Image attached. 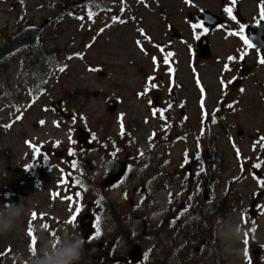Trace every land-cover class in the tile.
Instances as JSON below:
<instances>
[{
    "label": "rangeland",
    "instance_id": "obj_1",
    "mask_svg": "<svg viewBox=\"0 0 264 264\" xmlns=\"http://www.w3.org/2000/svg\"><path fill=\"white\" fill-rule=\"evenodd\" d=\"M260 4L0 0V48L50 19L39 47L0 63V213L7 203L23 202L26 211L0 234V264H14L18 250L28 255L30 227L35 237L81 235L80 264H264V50L228 34L240 24L257 32ZM201 10L224 21L193 29ZM197 34L208 38L205 54ZM149 77L157 87L141 95ZM120 160L125 174L105 183ZM97 217L101 235L89 239ZM236 223L245 236L231 242L225 233Z\"/></svg>",
    "mask_w": 264,
    "mask_h": 264
},
{
    "label": "clouds",
    "instance_id": "obj_2",
    "mask_svg": "<svg viewBox=\"0 0 264 264\" xmlns=\"http://www.w3.org/2000/svg\"><path fill=\"white\" fill-rule=\"evenodd\" d=\"M5 207L9 209L7 213H0V234L4 235L14 231L26 213L23 202L19 205L7 203ZM42 233L43 230L35 237V247L28 249L26 257L19 250L12 254L14 264H80L85 246L81 235L64 230L59 236L53 234L45 238ZM244 236L245 229L240 223L225 233V238L231 242L241 241Z\"/></svg>",
    "mask_w": 264,
    "mask_h": 264
},
{
    "label": "water",
    "instance_id": "obj_3",
    "mask_svg": "<svg viewBox=\"0 0 264 264\" xmlns=\"http://www.w3.org/2000/svg\"><path fill=\"white\" fill-rule=\"evenodd\" d=\"M84 1L85 0H77L78 3ZM200 18L210 30H212L216 24H220L223 22L222 18H220L218 15L212 13L209 10H201ZM49 23L50 20L47 19L40 25H28L25 28H23L21 31H19L17 34H15L13 37H11L9 42L5 46L0 48V61L4 60L9 55L21 50L24 47L39 46L41 44V33L48 26ZM260 31H264V21L258 24L257 32L255 31V29L251 27H247L246 29L247 36L249 37V39L254 44L264 49V41H263L264 38L263 37L261 39L257 38V35H259ZM199 48H200L199 49L200 54L206 53V50L208 49L207 37H203L200 40ZM122 162L120 160L114 164V166L107 174L105 183L112 184L116 181H119V179H121V177L125 174L127 167V163L125 161L123 163ZM135 253L133 254L134 256Z\"/></svg>",
    "mask_w": 264,
    "mask_h": 264
},
{
    "label": "snow or ice",
    "instance_id": "obj_4",
    "mask_svg": "<svg viewBox=\"0 0 264 264\" xmlns=\"http://www.w3.org/2000/svg\"><path fill=\"white\" fill-rule=\"evenodd\" d=\"M186 2L190 3L191 0H186ZM236 2H237V0H231V3H232L233 6L236 4ZM21 3H23V0H21ZM225 12L229 15V17L232 20H237V17L235 15H233V7H226L225 8ZM94 15H95V13L89 11V19H91ZM260 18H261V20H264V0H261V4H260ZM79 19L83 20L84 17H79ZM117 19L118 18H116V17L113 18L114 21H116ZM119 22L120 23H123L124 21L121 20ZM237 23H239V21H237ZM192 27H193V29L203 28L204 29V32H207L208 31L207 28H204L203 22H200V23H197V24H193ZM246 27H247L246 25L240 24V30H239V32H237V33L229 32L228 34L229 35H238V36H240V38L243 40L244 44L248 48H255L256 45L253 44L252 41L249 39V37L245 34V31L244 30H245ZM101 31H103V29H101ZM140 31L143 34V30L141 29ZM195 38L196 39H200V35L197 34ZM137 43H138V45L140 44L139 41H137ZM160 51L163 52L164 51L163 48H160ZM171 55H172L171 53L165 54V57H164V63L165 64H168L169 63V58H170ZM246 55H247L246 52H242L241 55H240V59L243 60L244 56H246ZM235 59H236V57H229V60L230 61H234ZM153 61H154V63L156 62V58L155 57H153ZM259 63L262 64V65H264V57H260ZM60 70L63 71V68H61ZM225 70L226 71H230L231 69L228 67V65H225ZM170 71H174V70L170 69ZM152 79H153L152 77H149V87L146 88L145 93H142L141 95L146 94V92L150 88L157 87V85L151 83ZM229 83H231V81H229ZM222 84H223V81H222ZM201 91L203 92V89H201ZM240 91H244V90L241 89ZM149 102L151 103V101H149ZM201 106L203 107V100L201 101ZM169 107H171V105H169ZM229 107L231 108L232 105H229ZM156 111H159L161 113L162 118H163V112H164V110L163 109H156V110H154V113H153L154 115H155V112ZM205 115H207V114L205 113ZM212 122L213 123L216 122L215 115L214 114H213ZM41 123H43V121H41ZM121 135H124V125H123V122H122V117H121ZM92 138L95 139V136L93 135ZM260 139H261L262 142H264V137H261ZM73 143H75V141H73ZM36 151H37V154H39L38 150H36ZM69 155L70 156H75L76 153L74 151H72V150H69ZM112 155L115 156L116 153L113 152ZM141 155H143L142 152H141ZM237 155H239V149H237ZM197 159H199V158H197ZM72 166H73V168H76L77 167V164H76L75 161H73ZM260 166H261L260 164H255L253 167L259 168ZM29 167H31V166H29ZM201 171H203V168H201ZM260 184H261L262 187H264V180H261L260 181ZM77 195H79V193ZM126 196H127V194L125 193V197ZM68 199L71 200L72 198L69 197ZM80 211H81V209L79 207H77L75 209V214L72 215L71 219L69 220V223L74 224L76 222L77 215L79 214ZM32 219L33 220L37 219V214L36 213H33L32 214ZM44 227H47V225H44ZM29 235H30L31 240H32V247L34 248L35 247V236L32 234L31 227L29 228ZM100 235H101V231H100V218L97 217L96 218V223H95V234L93 236L89 237V239H96V238L100 237ZM247 242L248 241L245 240V244H247ZM249 264H251V261L250 260H249Z\"/></svg>",
    "mask_w": 264,
    "mask_h": 264
},
{
    "label": "trees",
    "instance_id": "obj_5",
    "mask_svg": "<svg viewBox=\"0 0 264 264\" xmlns=\"http://www.w3.org/2000/svg\"><path fill=\"white\" fill-rule=\"evenodd\" d=\"M57 65H59V63H56ZM35 69H36V67H34V71H35ZM35 73V72H34ZM34 81L38 84V85H40L41 87L43 86V82H41L40 80H37L35 77H34ZM199 148H200V150L202 149V144H200V146H199ZM77 160V159H76ZM231 191V190H230ZM228 197H224V199H223V201H221V202H218V206L219 207H221L222 209H224L225 207V204L227 203V201H228V199H227ZM204 206L202 205V207H200V209H198V211L199 210H202V211H204ZM198 211H196L197 213L195 214L194 213V209L193 210H191V214H192V216H193V221H198L197 219L199 218V217H201V214L199 213L198 214ZM204 215H207V210L205 211V213L203 214V216Z\"/></svg>",
    "mask_w": 264,
    "mask_h": 264
},
{
    "label": "flooded vegetation",
    "instance_id": "obj_6",
    "mask_svg": "<svg viewBox=\"0 0 264 264\" xmlns=\"http://www.w3.org/2000/svg\"><path fill=\"white\" fill-rule=\"evenodd\" d=\"M101 5H102V8H105L106 9V6L103 3H101Z\"/></svg>",
    "mask_w": 264,
    "mask_h": 264
}]
</instances>
